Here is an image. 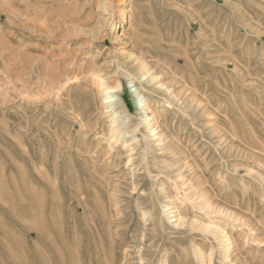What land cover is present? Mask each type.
<instances>
[{"label":"rangeland","instance_id":"obj_1","mask_svg":"<svg viewBox=\"0 0 264 264\" xmlns=\"http://www.w3.org/2000/svg\"><path fill=\"white\" fill-rule=\"evenodd\" d=\"M0 264H264V0H0Z\"/></svg>","mask_w":264,"mask_h":264},{"label":"bare ground","instance_id":"obj_2","mask_svg":"<svg viewBox=\"0 0 264 264\" xmlns=\"http://www.w3.org/2000/svg\"><path fill=\"white\" fill-rule=\"evenodd\" d=\"M146 67V66H145ZM101 86H106L105 84H101Z\"/></svg>","mask_w":264,"mask_h":264}]
</instances>
